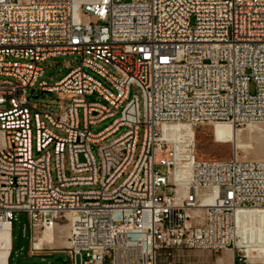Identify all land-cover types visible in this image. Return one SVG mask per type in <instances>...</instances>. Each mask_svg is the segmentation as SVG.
<instances>
[{"label":"built area","instance_id":"1","mask_svg":"<svg viewBox=\"0 0 264 264\" xmlns=\"http://www.w3.org/2000/svg\"><path fill=\"white\" fill-rule=\"evenodd\" d=\"M214 3L225 16L210 17ZM0 11H8L0 18L8 264L18 213L28 220V255L63 253L67 264H209L192 251L226 264L229 248L231 264H261L238 245L236 215L264 208V159L200 160L194 136L183 137L179 155L162 128L264 122V0H0ZM66 55L80 63L67 62L54 85L41 80L43 62ZM36 85L72 98L58 113L41 112L29 92ZM49 228L74 236L37 246Z\"/></svg>","mask_w":264,"mask_h":264},{"label":"rangeland","instance_id":"2","mask_svg":"<svg viewBox=\"0 0 264 264\" xmlns=\"http://www.w3.org/2000/svg\"><path fill=\"white\" fill-rule=\"evenodd\" d=\"M71 63L73 66H76L80 63V58L74 55H66L59 56L57 58H50L43 62V66L45 69L44 76L41 80L47 81L49 85H54L57 81L62 79L69 71L66 67V63ZM88 72L92 73L90 70ZM95 77L104 81L100 76L94 74ZM3 77H0V81ZM38 85V83H37ZM37 85L34 88H30V95L33 96V102L37 104L39 111L41 112H51L58 113L60 112V107H66L69 103V100L72 98L71 94L64 92H43L37 88ZM36 89L34 94H32V90ZM253 91V89H252ZM132 94L137 93L142 101V93L137 87L132 88ZM38 96L34 98V96ZM98 97L90 96L89 99L93 100ZM120 111V110H119ZM114 121V117L108 118L102 122L97 123L91 127V131L93 133H98L104 130L106 127L111 125ZM213 124V123H212ZM211 123L203 124L196 127H191L190 129L194 133V151L195 155L198 159H221V160H230L232 158H237L239 160H257L264 159V135L262 134V129L264 128V123H254L250 125H238L236 126L238 132V139L235 143L227 142L222 143L216 141L213 132ZM126 128L122 127L115 135L108 138V141L120 136L125 132ZM54 131L60 135L64 134L54 129ZM33 132L34 125H33ZM183 137H187L185 135H180L179 137H175L174 139L169 140V143L172 145H176L178 149V154H184L182 151L183 147L181 145V141ZM236 143H244L248 145L245 148H236ZM141 149V140L137 147V154ZM97 155V154H96ZM98 158V155H97ZM65 165L69 166L68 156H65ZM123 178L120 179L122 181ZM83 187H76L74 189H81ZM178 190H183V187L178 186ZM17 219L13 221L12 225V238H13V251L11 258L9 260V264H60L57 259L62 257L63 259H67L66 255L63 253H54L52 255L43 256H29V241H28V233L27 236L22 235V228L24 224H28V220L25 213H18ZM68 229H58L53 230L52 233L49 232L46 236L45 240H42V244L44 242H52L55 241L57 246H66L68 245L70 236L73 237L70 232L67 235ZM52 234V238L51 235ZM51 242V243H52ZM48 245V244H47ZM255 248V246H254ZM260 249V248H259ZM250 258H254L260 260L263 257L264 252L261 250H253L249 254ZM44 258V259H43ZM197 257H195V260ZM205 260L211 261L212 257L206 255Z\"/></svg>","mask_w":264,"mask_h":264},{"label":"bare ground","instance_id":"3","mask_svg":"<svg viewBox=\"0 0 264 264\" xmlns=\"http://www.w3.org/2000/svg\"><path fill=\"white\" fill-rule=\"evenodd\" d=\"M226 14V7L223 6V3H214L213 8L210 9V17H223ZM0 18H8V11H0ZM254 123H264V122H247L244 125H250ZM191 127L187 123H176L172 125H165L162 128L163 139L166 141H171L175 137H179L180 135L187 136L186 138L192 139L194 136L193 131L190 129ZM213 135L218 142L227 143L233 142L235 143L238 139L237 127L231 122L227 121H218L214 122L211 126ZM264 135V128L261 130ZM248 145L244 143H236V148H245ZM179 149V148H178ZM179 175L176 173L172 177V182L177 185L178 197H181L184 193V189L186 187V183L178 180ZM178 186L183 187V190H178ZM236 226L237 233L240 237V242L238 245L243 248L245 253L249 254L255 249L254 243L264 242V208H249L243 211H239L236 215ZM53 230L56 229H46L43 235L40 237V241L36 243L37 246H40L42 240L46 239V236L49 232L52 233ZM9 226L2 224L0 225V240L2 241V245L0 248V264H8V256H9ZM70 231H67V235H69ZM70 234L74 236V232L71 231ZM52 238V234L50 235ZM49 240L47 243L49 247L56 248L57 243ZM68 243V242H65ZM248 243V244H247ZM258 248V247H256ZM257 250V249H256Z\"/></svg>","mask_w":264,"mask_h":264},{"label":"crops","instance_id":"4","mask_svg":"<svg viewBox=\"0 0 264 264\" xmlns=\"http://www.w3.org/2000/svg\"><path fill=\"white\" fill-rule=\"evenodd\" d=\"M253 245L255 246L254 250L257 249V250H261V251L264 252V242L263 243L262 242L254 243ZM256 247H258V248H256ZM191 255H192L193 259L195 257H197V259H199V261L202 262V263L214 264V256L212 254H209V253H206V252L192 251ZM206 255L212 257V260L211 261L205 260V256ZM223 259H224V262L226 264H231L232 262H234V260H235L234 250L232 248H229V249L225 250L224 253H223ZM260 262H261V264H264V255H263V257H261V261Z\"/></svg>","mask_w":264,"mask_h":264},{"label":"water","instance_id":"5","mask_svg":"<svg viewBox=\"0 0 264 264\" xmlns=\"http://www.w3.org/2000/svg\"><path fill=\"white\" fill-rule=\"evenodd\" d=\"M57 261L60 263V264H67V261L65 259H63L62 257H59L57 259Z\"/></svg>","mask_w":264,"mask_h":264},{"label":"trees","instance_id":"6","mask_svg":"<svg viewBox=\"0 0 264 264\" xmlns=\"http://www.w3.org/2000/svg\"><path fill=\"white\" fill-rule=\"evenodd\" d=\"M54 254V253H53ZM12 255V254H11ZM52 255V254H51Z\"/></svg>","mask_w":264,"mask_h":264}]
</instances>
